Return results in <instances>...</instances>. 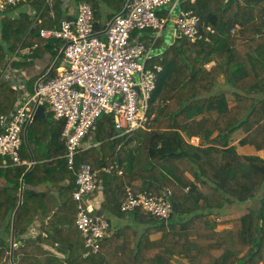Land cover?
Segmentation results:
<instances>
[{
	"label": "trees",
	"instance_id": "16d2710c",
	"mask_svg": "<svg viewBox=\"0 0 264 264\" xmlns=\"http://www.w3.org/2000/svg\"><path fill=\"white\" fill-rule=\"evenodd\" d=\"M74 1L92 6L95 26L102 30L128 0ZM65 2L28 0L0 11V114L8 116L17 101L3 78L5 67L20 47L40 37L41 28L69 18ZM182 7L199 16L203 36L194 41L181 36L173 42L156 38L155 51L161 53L151 63L162 69L152 93L155 116L149 129L119 135L106 114L86 138L92 145L76 156L77 168L87 162L99 169L100 188L91 198L101 192L102 208L130 216L132 224L112 231L109 219L100 250L87 254L76 224V183L65 158L62 121L54 127L48 117L36 118L21 149L22 159L31 160L33 154L36 161L24 178L13 263L12 219L29 167L11 161L0 167V264H264V158L240 153L230 144L231 135L242 128L246 135L239 144L264 149V0H185ZM172 26L167 24L161 35ZM149 29L154 39L151 27L134 30L132 39L135 31ZM222 71L236 89L232 104L225 93L214 91ZM194 136L200 144L191 142ZM111 165L110 172L103 170ZM42 183L49 188L38 190ZM128 186L134 193L167 195L173 213L159 218L142 207L121 210ZM234 206H246L247 212L222 220ZM40 214L48 220L37 234H30ZM220 224L227 225L218 228Z\"/></svg>",
	"mask_w": 264,
	"mask_h": 264
},
{
	"label": "built area",
	"instance_id": "2783aa9c",
	"mask_svg": "<svg viewBox=\"0 0 264 264\" xmlns=\"http://www.w3.org/2000/svg\"><path fill=\"white\" fill-rule=\"evenodd\" d=\"M27 1L0 0V11ZM184 1L132 0L127 11L108 21L102 30L95 26L92 6L80 2L73 16L62 19L57 26L40 29L42 37L64 42L63 59L56 66V74L40 79L35 92L22 99L10 115L0 114L2 165H8V161L28 167L34 164L32 160L22 159L21 149L26 126L33 121L37 105H49L55 118L62 121L65 158L76 183L73 191L78 208L76 224L87 254L100 250L101 240L109 234L110 222L106 215L96 212L91 201L100 188L99 169L87 162L77 168L76 156L92 145L86 138L106 114L112 116L119 135L149 129L153 119L152 93L162 69L151 60L161 52L155 51V41L149 43L139 36L132 39V33L151 27L156 30L157 38L170 23L180 37L192 41L201 38L200 18L182 7ZM208 29L213 31L211 27ZM191 142L199 144V138H191ZM113 168L114 165L105 166L103 170L110 172ZM126 191L121 204L123 211L142 207L159 218H168L173 213V203L167 195L134 193L129 186Z\"/></svg>",
	"mask_w": 264,
	"mask_h": 264
},
{
	"label": "crops",
	"instance_id": "0c3cea01",
	"mask_svg": "<svg viewBox=\"0 0 264 264\" xmlns=\"http://www.w3.org/2000/svg\"><path fill=\"white\" fill-rule=\"evenodd\" d=\"M65 3H66L65 6L69 5L68 6L69 17L73 16L76 12L77 7L74 8L73 6H71L72 0H66ZM104 6H105L104 3L100 5V7H104ZM103 11H105L104 15H106L107 12L109 13V8L105 7L103 8ZM16 15L18 17L17 13ZM51 15L54 16V13L52 12ZM37 19L41 22V18L39 16L36 18V21ZM107 22L108 21H105V24ZM153 34H154V31L152 29H149L146 31L138 32L137 36L141 37L144 41H147L150 43L152 41H156L155 37L154 39H151L153 37ZM159 36H163L164 42H173L175 38L180 37L179 32L177 31V29L174 28V26H172L170 31H168L167 33H165L164 35L163 34L159 35ZM63 46H64V42L60 39H46L40 35V37L33 38V40H30V44L23 45L22 47H20L17 50V52L12 56L9 64L4 69L3 78L7 82H9L10 85L14 88L15 95L17 97V101L14 105L13 110L15 109V107L19 104V102L22 99L26 98L27 96L32 95L35 92L37 82L51 69V66L54 64V62L60 55V52ZM62 59H63V54L56 62L55 67H54L55 69L54 72H56V66L60 64ZM217 60H219V58L207 63L206 67L209 69L212 65H214L217 62ZM235 90L236 89L232 87L226 81L225 74L222 71V73L218 75V83L215 86L214 91L225 93L229 102L232 104L235 102V98H236ZM13 110L8 115H10L13 112ZM245 135H246V132L242 128L237 129L230 137V144L235 145L237 148V151L240 153L260 155L261 157L264 158V149L257 150V148L254 145L239 144L240 139L243 138ZM195 137L197 136H194L192 138H195ZM197 138H199V144H200L201 139L200 137H197ZM87 142L89 141L87 140ZM25 160H28V159H25ZM31 160L34 162L36 161L35 155L33 154L31 155ZM1 166H4V165L0 163V167ZM32 166H29L28 169H31ZM20 185H21V181H20ZM36 188L40 191H43V190H47L49 188V185L42 183V184L37 185ZM91 201L94 204L96 211L102 210V213L111 220L112 227H113L112 231L117 230L118 228H121L124 225L132 224L130 216L129 217L128 216L119 217L115 215L113 212H111L110 209L102 208L104 197L101 194V192L98 193L95 197L93 196L91 198ZM245 212H247L246 206L244 207L234 206L232 208H229L228 213L222 216L221 219L227 220L230 218L239 217L243 215ZM47 220L48 218L45 215L40 214L35 220L32 228L29 230V233L37 234L40 226L44 224ZM226 225L227 224H220L218 225V228H222ZM176 257L179 260H184V261L186 260L182 256H176Z\"/></svg>",
	"mask_w": 264,
	"mask_h": 264
},
{
	"label": "water",
	"instance_id": "95a60500",
	"mask_svg": "<svg viewBox=\"0 0 264 264\" xmlns=\"http://www.w3.org/2000/svg\"><path fill=\"white\" fill-rule=\"evenodd\" d=\"M132 0H128L127 1V4L125 5V7L123 8V10L118 13L116 16L118 15H121V14H124L127 9H128V3L131 2ZM115 16V17H116ZM17 17V15L15 16ZM114 17V18H115ZM113 18V19H114ZM63 51H64V47L62 48L61 52H60V55L58 56V58L56 59V61L54 62V64L51 66V69L42 77V78H46L48 76H50L51 74V71L54 69L55 67V64L56 62L58 61V59L61 57V55L63 54ZM41 78V79H42ZM46 109H47V106L44 105V104H39L37 105L36 109H35V112H34V115H33V120L36 119V118H46ZM15 111V109L13 110V112ZM10 117H8L9 119ZM30 123L27 124L26 126V129H25V142L27 143V130H28V127H29ZM30 169H27V171L23 174L22 178H21V185H20V196H19V204L14 212V215H13V219H12V232H11V251H10V258H11V262L13 263V249H14V246H15V225H16V215H17V212L22 204V201H23V190H24V178L25 176L27 175V173L29 172Z\"/></svg>",
	"mask_w": 264,
	"mask_h": 264
},
{
	"label": "rangeland",
	"instance_id": "374dc122",
	"mask_svg": "<svg viewBox=\"0 0 264 264\" xmlns=\"http://www.w3.org/2000/svg\"><path fill=\"white\" fill-rule=\"evenodd\" d=\"M242 1V0H241ZM76 2L74 1V0H72V5L71 6H73L74 8H76L77 7V4H75ZM72 11H74V10H72ZM101 23H102V18L99 20ZM234 30V29H233ZM232 30V32L234 33V31ZM135 33L137 34L138 32L137 31H135ZM103 37H104V34H103ZM158 104V102L155 104V106ZM155 112V111H154ZM46 114H47V117H48V119L49 120H52L54 123H53V126L54 127H57L58 126V119L57 118H55V116L53 115V112H52V110H51V108H50V106L48 105V107H47V110H46ZM154 116H155V113H153V118H154ZM89 142H92V140L91 139H89ZM134 140L132 141V142H130V145H134ZM258 204V203H257Z\"/></svg>",
	"mask_w": 264,
	"mask_h": 264
}]
</instances>
